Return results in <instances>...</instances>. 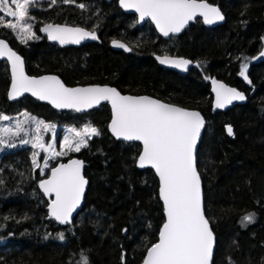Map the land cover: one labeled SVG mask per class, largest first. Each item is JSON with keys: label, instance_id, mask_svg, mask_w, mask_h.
<instances>
[{"label": "trees", "instance_id": "obj_1", "mask_svg": "<svg viewBox=\"0 0 264 264\" xmlns=\"http://www.w3.org/2000/svg\"><path fill=\"white\" fill-rule=\"evenodd\" d=\"M224 13L222 23L206 26L201 18L168 38L150 21L139 24L117 0H50L31 11L39 39L21 43L0 26L25 60L30 74L53 72L67 84L109 83L121 91L148 93L186 107L198 108L206 123L197 149L203 208L215 236L212 264H261L264 260V60L249 64L264 38V0H208ZM84 4L85 9L77 5ZM44 21L77 24L95 30L99 41L59 46L40 34ZM114 38L131 51L110 45ZM154 53L182 55L197 61L187 72L166 68ZM248 63L249 83L239 75ZM215 75L245 91L247 100L211 112L209 78ZM205 77H208L206 79ZM8 65L0 61V111L28 110L43 120L80 125L91 123L100 135L77 155L84 161L88 186L71 224L47 217V200L38 189L44 176L33 170L29 146L0 153V264H79L83 251L90 264H139L157 239L164 215L157 178L139 168L138 142L114 138L107 129L106 103L87 112L56 110L29 95L8 100ZM226 125L233 127L228 136ZM135 158V159H134ZM46 175V174H45ZM255 213V222L241 219ZM124 229H127L125 232ZM64 233V239L58 238ZM124 257L123 261L121 257Z\"/></svg>", "mask_w": 264, "mask_h": 264}, {"label": "snow or ice", "instance_id": "obj_2", "mask_svg": "<svg viewBox=\"0 0 264 264\" xmlns=\"http://www.w3.org/2000/svg\"><path fill=\"white\" fill-rule=\"evenodd\" d=\"M57 0H50V6ZM64 3H74L75 0H63ZM39 0H0V26L21 35V43L39 39L32 31L34 17L31 9ZM120 6L132 9L138 13L139 21L150 18L157 30L165 37L180 33L187 24L197 16L203 23L213 24L224 20L220 9L206 0H119ZM14 5V8H13ZM85 9L84 4L77 5ZM11 17V19H7ZM41 32L47 34L49 40L60 44L80 43L86 38L97 39L95 31H87L80 27H68L44 24ZM264 39V38H262ZM113 45L125 51L132 49L114 40ZM6 56L11 64V87L7 92L9 100L16 99L24 93H31L39 100H47L57 109H72L76 112L85 111L99 105L102 101L111 104L112 119L108 125L112 134L125 141H140L143 150L138 155V166H151L159 177V199L163 202L165 222L159 228L158 242L146 248L142 264H210L214 234L210 221L203 209L201 177L197 170V144L201 137L205 121L197 111H189L181 107L162 103L147 96L122 95L116 88L108 86L66 87L56 76L30 77L24 72V61L15 51L11 50L5 41L0 40V57ZM264 57V51L260 54ZM161 64H168L179 69H185L191 62L183 58H172L168 55L156 56ZM199 66V65H197ZM248 63H241L239 75L251 83L246 75ZM208 79V77H205ZM213 91L216 93L215 108H224L233 101H243L245 94L235 88L212 79ZM25 121H18L16 132L23 129L22 123L31 120L36 125L38 133L41 127L54 130L55 125L21 113ZM9 117L0 114V121ZM10 133L11 129L0 130ZM56 151L52 143L45 144L43 138L36 135L32 140L24 139L23 144L31 143L33 149H41L45 154L52 153L50 158L67 155L68 152H79L88 146V141L99 136L100 131L91 125H85L82 130L67 129ZM228 136H234L233 127L226 125ZM5 141L0 138V145ZM8 147L14 145L8 143ZM38 152L32 153L33 170L39 168L40 173L48 168V157L43 166L37 160ZM135 159V158H134ZM83 162L71 159L67 164H59L51 168V175L39 181V188L45 196L54 194L55 199L48 204V215L60 224H70L72 214L80 205L85 186L88 181L81 174ZM3 183V181H0ZM255 222V213H248L241 219L243 226ZM126 232L127 229H124ZM58 238L64 239V233ZM122 261L124 257H121ZM79 264H90L89 257L82 251ZM264 264V260L261 261Z\"/></svg>", "mask_w": 264, "mask_h": 264}, {"label": "water", "instance_id": "obj_3", "mask_svg": "<svg viewBox=\"0 0 264 264\" xmlns=\"http://www.w3.org/2000/svg\"><path fill=\"white\" fill-rule=\"evenodd\" d=\"M206 2L209 3V4H211V5H213V6L218 7V8L220 9L222 15L224 16V13L222 12L220 6H219L217 3H212V2H210V1H208V0H206ZM117 4H118V6H119L124 12L134 13V14L136 15V18H137V21H138V19H139L138 13H136V12H135L134 10H132V9H125V8H122V7L120 6L119 0H117ZM196 18H201V20L203 21L202 17L197 16ZM196 18H195V19H196ZM195 19H194V20H195ZM147 20L150 21V22L152 23V25L154 26L155 30L157 31V33H158L159 35H161L162 37H165V36H163V35L157 30L156 25L151 21L150 18H146L145 20H143V21H139L138 23L141 24V23L146 22ZM194 20H192V21H194ZM192 21H190V22L187 24V26H188ZM223 21H224V20H222V21H217V22H215V23H213V24H205V23H204V24H205L206 26H213V25H216V24L222 23ZM47 23H51V24H53V25L68 26V27H80V28H84V29L87 30V31H93V30H91V29H89V28H87V27L81 26V25H77V24H70V23H64V22H53V21H44V22H42V23L39 25V27H38V30H39L40 34L43 35V36H44V37H45L50 43L57 44V45H59V46H67V45H75V46H78V45H80V44H82V43H85V42H88V41H99V40H100L99 37H98L97 32L94 30L95 33H96L97 39L86 38V39L82 40V41H81L80 43H78V44H76V43L60 44L58 41H55V40H49L48 37H47V34L44 33V32H41V31H40V28L43 27V25H44V24H47ZM187 26H186V27H187ZM186 27H185V28H186ZM185 28H184V29H185ZM184 29H183V30H184ZM183 30H182V31H183ZM182 31H181V32H182ZM181 32H180V33H181ZM180 33H177V34H180ZM171 35H176V34H170V36H171ZM170 36H169V37H170ZM165 38H168V37H165ZM0 40L5 41V43H7L8 47H9L11 50L15 51L19 56H21L22 60L24 61V72H25L26 75H28V76H30V77L56 76V77H58V78L61 80V82H62L66 87H69V88H76V87H90V86H101V87H103V86H108V87H113V88H116V89H117L122 95L147 96V97H150V98H153V99H157V100H159V101L162 102V103H166V104L174 105V106H177V107H181V108H184V109L189 110V111H197V112H199V113L201 114V116L203 117V119H204V121H205V123H206V118H205L204 114H203L198 108L182 106V105L177 104V103H174V102H170V101L163 100V99H161V98H159V97H157V96H154V95H151V94H148V93H131V92H124V91H121V90H120L118 87H116L115 85H112V84H109V83L88 82V83H82V84H67V83H65V82L62 80V78H61L58 74L53 73V72H44V73H41V74H30V73H28V72L26 71V68H25V60H24L23 55H22L20 52H18L14 47H12L11 44L9 43V41H8L5 37L0 36ZM114 40L119 41V42L125 44L127 47L130 48V46L128 45V43L125 42L124 40L120 39V38H114V39L111 40L110 45H111L112 47H114V48H116V49H123V48H120V47L114 46V45H113V41H114ZM123 50H124V49H123ZM262 51H264V39H262V46H261L260 50H259L256 54H254V55L251 57V62H255V61H259V60H264V57H261V56H260V54H261ZM164 55H168V56H170V57H172V58H183V59H187V60H189L191 63H190L185 69H183V70H182V69H179V68H176V67H173V66L168 65V64H161V63L156 59V56H164ZM153 57H154L155 60L158 62V64H160V65H162V66H164V67H166V68H169V69H173V70L179 71V72H186L191 66H197V64H198L196 60H192V59H190V58H188V57H184V56H182V55H176V54H169V53H154ZM1 60H5V61L7 62V65H8V71H9V83H8V87H7V91H6V96H7V92H8V90H9L10 87H11V64L9 63V61H8V59H7L6 56L0 57V61H1ZM212 79L217 80L218 82H220V83L226 85L227 87L235 88V89H237L238 91L244 93L246 99L243 100V101H238V100H237V101H233L231 104L226 105L224 108H215V109H214V104H215V101H216V93L213 91V87H214V85L212 84ZM209 89H210V93H211V97H212V99H211V112H212V113H214L215 111H219V110H226V109H228V108L234 106L235 104L244 103V102L247 100V94L245 93L244 90H242V89H240V88H238V87H236V86H234V85H231V84L225 82L223 79L218 78V77L215 76V75H212V76L209 78ZM25 95H29V96H31L32 98H34L35 100H38V101H41V102L47 103V104H49L52 108H54V109H56V110H72V109H57V108L53 107V105H52L51 103H49L47 100H39V99H37L36 97H34L31 93H24L23 95L17 97L16 99H13V100H17V99H19V98H21L22 96H25ZM7 98H8V97H7ZM8 100H9V99H8ZM11 101H12V100H11ZM103 103H106V104L109 106V109H110V118H109V120H108V122H107V129H108L109 133H110L114 138L118 139L116 136H114V135L112 134L111 130H110L109 127H108V125L111 123V119H112V109H111V104H110L108 101H102L99 105L94 106L93 108H97V107H99V106H100L101 104H103ZM93 108H90V109H93ZM90 109H87V110H85V111H81L80 113L87 112V111L90 110ZM204 126H205V125H204ZM203 129H204V128H203ZM203 129H202V132H201V136H202V133H203ZM200 139H201V137H200L199 140H198V144H199ZM118 140L125 141V140H123L122 138H120V139H118ZM126 142H129V141H126ZM131 142H138V143L140 144V150H139V152H138V154H137V157H136V165H137V167H139V166H138V163H137V161H138V155H139V153L143 150V145H142V142H140V141H131ZM198 144H197V149H198ZM196 157H197V152H196ZM71 159H77V160H80V161L83 162V164H82V168H81V174H82V175L84 176V178L88 181L87 177H86L85 174H84V161H83V159H82L81 157H79V156H77V155H72V156L67 157L66 159L58 160L55 164H53V165L49 168L48 173H47L46 175L42 176V177L38 180V183H37V186H38L39 191H40L41 194L44 196V198L47 200V203H46V211H47V217H48V218H50L49 215H48V204L51 202V200L55 199V196H54V194H50L49 196H45L44 193H43V191L39 188V181L42 180V179H47V178L51 175V168H53V167H57V166H59V164H67ZM145 167H150V168H151V166H145ZM139 168H141V167H139ZM151 169L153 170V172H154V174H155V176H156V178H157V183H158V188H157V189H158V196H159V177L156 175L155 170H154L153 168H151ZM197 170H198V169H197ZM198 172H199V171H198ZM199 174H200V173H199ZM200 177H201V176H200ZM87 186H88V183H87V185L85 186L84 195H83V198H82V201H81L80 205L77 207V209H76V210L73 212V214H72V218H71L72 220H73V217L78 213V211L81 209V207H82V205H83L84 197H85V193H86V190H87ZM201 189H202V183H201ZM159 200H160V199H159ZM202 200H203V190H202ZM160 201H161V200H160ZM161 203H162V207H163V202L161 201ZM203 209H204V208H203ZM163 215H164V210H163ZM206 218H207V216H206ZM50 219L55 220L54 218H50ZM165 219H166V217H165V215H164V219H163L161 225L159 226V228L163 225V223L165 222ZM55 222L58 223L56 220H55ZM58 224H60V223H58ZM70 224H71V223H70ZM61 225H67V224H61ZM210 227H211V226H210ZM211 229H212V228H211ZM212 231H213V230H212ZM158 232H159V229H158ZM213 234H214V232H213ZM155 242H158V233H157V239H156ZM155 242H153V243H155ZM150 246H151V245H149L148 247H150ZM214 248H215V236H214V247H213V253H214ZM145 255H146V251H145V253H144V256H145ZM144 256H143V258H144ZM143 258H142V260L140 261L139 264H142V262H143ZM212 258H213V255H212ZM212 258H211L210 264H212Z\"/></svg>", "mask_w": 264, "mask_h": 264}, {"label": "rangeland", "instance_id": "obj_4", "mask_svg": "<svg viewBox=\"0 0 264 264\" xmlns=\"http://www.w3.org/2000/svg\"><path fill=\"white\" fill-rule=\"evenodd\" d=\"M42 3H43V0H39V3L35 7H33L31 9V11L36 9V8H39L42 5ZM13 8H14V5H13ZM0 15H3V13H0ZM7 19H11V17H8ZM32 24H33V21H32ZM32 31L34 32L33 28H32ZM14 33H15L16 36H18V33H16V32H14ZM22 38H23V36L21 35V37L19 39L21 40ZM21 113H28L30 117H35L36 120H42V121H44L47 124L55 125V129L54 130L45 131L41 127L40 131L37 133L36 132V125L31 120H27L26 123H22L21 124V127H22L23 130L18 135L13 136L11 133L16 132L17 122L26 120V117L22 116ZM0 114H3L5 116L9 117L8 120L0 121V130H2L4 128L11 129L10 133H6L5 134L3 132H0V138H2L5 141V143L3 145H0V153L5 151V150L16 148V147H19V146H24V145L29 146L30 150H31V159H32V153L34 151L39 153V155L37 156V160H38L39 164L41 165V167L43 166L44 159L46 157L49 158L48 159V168H46L44 170V174H42V175H45V174L48 173L49 168L53 165V163L58 158L66 157V156H68V155H70L71 153H74V152H68L67 155L55 156V158H50L52 156V153L45 154L41 149H33L31 143L23 144V143H21L22 140H24V139L32 140V138L34 136L39 135L40 137L43 138V140H42L43 143H45V144L52 143V144L55 145L56 151H59L60 150V147H59L60 143L62 142L64 136L68 135L67 129L75 128L77 130H82L85 125H91V126L95 127L91 123H82L80 125H72V124L57 123V122H53V121L43 120L42 118L34 115L33 113H31V112H29L28 110H25V109H20L18 111L12 112V113H3V112L0 111ZM8 143L13 144L14 146L13 147H8L7 146Z\"/></svg>", "mask_w": 264, "mask_h": 264}, {"label": "flooded vegetation", "instance_id": "obj_5", "mask_svg": "<svg viewBox=\"0 0 264 264\" xmlns=\"http://www.w3.org/2000/svg\"><path fill=\"white\" fill-rule=\"evenodd\" d=\"M171 36H172V35H171ZM261 46H262V45H261ZM256 53H257V52H256ZM256 53H255V54H256ZM169 54H170V53H169ZM253 55H254V54H253ZM253 55H252V56H253ZM252 56H251V57H252ZM251 57H250V60H249V64L252 63V62H251ZM259 61H262V60H259ZM255 62H258V61H255ZM188 70H189V69H188ZM188 70H187V71H188ZM187 71H186V72H187Z\"/></svg>", "mask_w": 264, "mask_h": 264}]
</instances>
